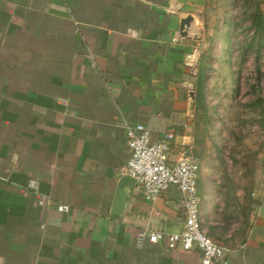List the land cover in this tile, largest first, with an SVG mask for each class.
<instances>
[{
	"label": "crops",
	"instance_id": "obj_1",
	"mask_svg": "<svg viewBox=\"0 0 264 264\" xmlns=\"http://www.w3.org/2000/svg\"><path fill=\"white\" fill-rule=\"evenodd\" d=\"M203 6L0 0V264H200L197 249L138 242L141 230H183L175 186L154 200L136 184L125 187L121 211L112 212L127 174L126 125H145L152 141L172 132L170 160L192 154L199 192L194 121ZM202 208L200 201L206 233L230 263L264 264V190L253 195L241 236H217Z\"/></svg>",
	"mask_w": 264,
	"mask_h": 264
},
{
	"label": "rangeland",
	"instance_id": "obj_2",
	"mask_svg": "<svg viewBox=\"0 0 264 264\" xmlns=\"http://www.w3.org/2000/svg\"><path fill=\"white\" fill-rule=\"evenodd\" d=\"M259 6L264 12V0H204L197 13L194 155L204 220L219 237L244 233L253 195L264 190V30L252 23Z\"/></svg>",
	"mask_w": 264,
	"mask_h": 264
},
{
	"label": "built area",
	"instance_id": "obj_3",
	"mask_svg": "<svg viewBox=\"0 0 264 264\" xmlns=\"http://www.w3.org/2000/svg\"><path fill=\"white\" fill-rule=\"evenodd\" d=\"M125 128L129 152L127 174L135 180L136 186L148 200L156 199L167 188L175 186L180 193V204L184 211L183 230L171 233L141 230L138 242H142L145 237L153 243L164 239L171 249H197L200 252V264H232L226 258V248L204 229L199 212V166L192 154L183 151L175 161H171L172 132L165 133L159 141H152L150 129L141 123L126 125ZM58 209L67 211L68 206L60 204Z\"/></svg>",
	"mask_w": 264,
	"mask_h": 264
},
{
	"label": "water",
	"instance_id": "obj_4",
	"mask_svg": "<svg viewBox=\"0 0 264 264\" xmlns=\"http://www.w3.org/2000/svg\"><path fill=\"white\" fill-rule=\"evenodd\" d=\"M160 12H163L162 9H158ZM192 20L191 15H187L186 17L182 18L180 21V29L181 33L185 34L184 31L185 27L189 25V22ZM135 185V180L129 176L128 174L123 175L118 183V192L116 194L115 202H114V208H113V214H117L121 211L124 200L126 197V192L124 190L125 187H129Z\"/></svg>",
	"mask_w": 264,
	"mask_h": 264
},
{
	"label": "trees",
	"instance_id": "obj_5",
	"mask_svg": "<svg viewBox=\"0 0 264 264\" xmlns=\"http://www.w3.org/2000/svg\"><path fill=\"white\" fill-rule=\"evenodd\" d=\"M252 23L256 31L264 30V18L260 9V6L257 7L254 12L252 13ZM203 87L198 84V92L201 93ZM197 96V95H196ZM197 102V99H196Z\"/></svg>",
	"mask_w": 264,
	"mask_h": 264
}]
</instances>
